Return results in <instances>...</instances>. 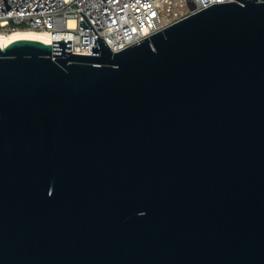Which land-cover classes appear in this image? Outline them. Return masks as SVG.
Returning a JSON list of instances; mask_svg holds the SVG:
<instances>
[{
  "label": "water",
  "instance_id": "95a60500",
  "mask_svg": "<svg viewBox=\"0 0 264 264\" xmlns=\"http://www.w3.org/2000/svg\"><path fill=\"white\" fill-rule=\"evenodd\" d=\"M96 44L0 46V264H264V0Z\"/></svg>",
  "mask_w": 264,
  "mask_h": 264
},
{
  "label": "built area",
  "instance_id": "2783aa9c",
  "mask_svg": "<svg viewBox=\"0 0 264 264\" xmlns=\"http://www.w3.org/2000/svg\"><path fill=\"white\" fill-rule=\"evenodd\" d=\"M189 1L0 0V33L44 32L53 41H71L72 54L80 55H94L91 46L100 37L117 53L191 14L236 0H191L195 10Z\"/></svg>",
  "mask_w": 264,
  "mask_h": 264
},
{
  "label": "bare ground",
  "instance_id": "6f19581e",
  "mask_svg": "<svg viewBox=\"0 0 264 264\" xmlns=\"http://www.w3.org/2000/svg\"><path fill=\"white\" fill-rule=\"evenodd\" d=\"M12 35H0V46L2 48L7 47L9 44L17 41V40H36L43 42L45 44H51L52 38L44 32H38L33 30H18L11 32ZM4 34H10V33H4Z\"/></svg>",
  "mask_w": 264,
  "mask_h": 264
},
{
  "label": "rangeland",
  "instance_id": "374dc122",
  "mask_svg": "<svg viewBox=\"0 0 264 264\" xmlns=\"http://www.w3.org/2000/svg\"><path fill=\"white\" fill-rule=\"evenodd\" d=\"M176 19H177V18H176ZM0 35H7V36H10V35H12V33H10V34L0 33Z\"/></svg>",
  "mask_w": 264,
  "mask_h": 264
}]
</instances>
